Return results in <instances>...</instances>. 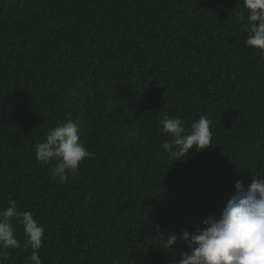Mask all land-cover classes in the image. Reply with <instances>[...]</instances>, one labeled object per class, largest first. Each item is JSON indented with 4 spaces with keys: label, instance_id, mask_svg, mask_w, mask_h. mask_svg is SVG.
<instances>
[{
    "label": "trees",
    "instance_id": "16d2710c",
    "mask_svg": "<svg viewBox=\"0 0 264 264\" xmlns=\"http://www.w3.org/2000/svg\"><path fill=\"white\" fill-rule=\"evenodd\" d=\"M240 0H0V210L44 228L42 264H178L161 235L217 216L264 176V57ZM205 116L175 160L160 121ZM66 121L90 155L63 182L36 145ZM16 237L25 239L22 226ZM29 264L31 249H7Z\"/></svg>",
    "mask_w": 264,
    "mask_h": 264
},
{
    "label": "clouds",
    "instance_id": "9594fccd",
    "mask_svg": "<svg viewBox=\"0 0 264 264\" xmlns=\"http://www.w3.org/2000/svg\"><path fill=\"white\" fill-rule=\"evenodd\" d=\"M240 3L248 13L244 47L259 49L264 57V0H240ZM211 123L201 116L186 129L179 118L165 116L160 121V131L171 140L165 141L162 148L175 160L183 159L192 150L207 148L212 143ZM89 155L78 134V125L72 121L50 129L36 145L35 152L38 162L56 161L50 179L61 182L68 174H75L80 162ZM234 189L218 217L209 215L192 232L161 235L165 247L173 250L175 242L180 240L189 249L179 253L178 264H264V176L252 177L248 185L237 180ZM12 221L22 226L23 245L16 237ZM43 235L44 228L33 214L18 210L15 201H11L0 210V264L9 258L7 249L21 247L31 249L29 264H42L39 249Z\"/></svg>",
    "mask_w": 264,
    "mask_h": 264
}]
</instances>
